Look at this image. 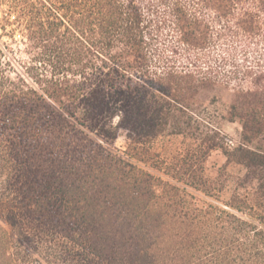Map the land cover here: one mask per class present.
Returning <instances> with one entry per match:
<instances>
[{"label": "trees", "instance_id": "obj_1", "mask_svg": "<svg viewBox=\"0 0 264 264\" xmlns=\"http://www.w3.org/2000/svg\"><path fill=\"white\" fill-rule=\"evenodd\" d=\"M0 7V264H264V0Z\"/></svg>", "mask_w": 264, "mask_h": 264}, {"label": "rangeland", "instance_id": "obj_2", "mask_svg": "<svg viewBox=\"0 0 264 264\" xmlns=\"http://www.w3.org/2000/svg\"><path fill=\"white\" fill-rule=\"evenodd\" d=\"M2 8L0 7V10ZM2 40L9 43L11 47L16 51V56L19 58H25L24 53V44L23 39L20 33H14V39H10L7 36H3ZM207 100L205 103L209 102V98L212 95H215L217 98L215 101H212L210 104H207L205 108V112H207L210 116L215 118V124L220 128V130L227 135V137L232 141L236 142L238 140V134L240 130V126L237 122H228L219 118V114L224 111V108L231 101V90L230 88H226L223 86H217L212 90L206 92ZM170 143L174 148H182L183 142L180 137L171 138ZM115 144L119 147H122L124 144V140L122 137H119ZM171 145V144H170ZM165 146H169V143L166 138L158 139L154 145V150H161ZM225 156L221 151L215 150L210 153L206 160V168L207 173L214 175L218 168L224 163Z\"/></svg>", "mask_w": 264, "mask_h": 264}]
</instances>
